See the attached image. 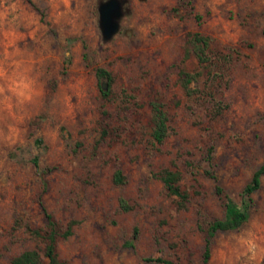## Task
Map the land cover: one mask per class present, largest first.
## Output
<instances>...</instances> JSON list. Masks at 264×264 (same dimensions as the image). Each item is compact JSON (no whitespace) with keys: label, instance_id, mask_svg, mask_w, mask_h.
Masks as SVG:
<instances>
[{"label":"rangeland","instance_id":"1","mask_svg":"<svg viewBox=\"0 0 264 264\" xmlns=\"http://www.w3.org/2000/svg\"><path fill=\"white\" fill-rule=\"evenodd\" d=\"M99 1L0 0V264L44 249L46 213L69 264H204L210 223L264 162V0H126L107 41ZM193 32L211 39L207 64ZM96 67L111 73L107 98ZM181 68L200 72L192 95ZM155 100L168 116L162 144ZM164 168L181 171L184 207ZM252 199L242 226L211 237L210 264H264V174Z\"/></svg>","mask_w":264,"mask_h":264},{"label":"trees","instance_id":"2","mask_svg":"<svg viewBox=\"0 0 264 264\" xmlns=\"http://www.w3.org/2000/svg\"><path fill=\"white\" fill-rule=\"evenodd\" d=\"M211 39L209 36L201 34L200 32H193L189 37V44L192 52L197 57L199 64H207L210 61V56L207 53L210 47ZM200 72L198 71H187L181 68L179 71V82L184 88L187 95H192L198 91L192 87V82L198 79ZM95 76L99 81V91L102 97L107 98L111 92L112 76L111 73L104 67L95 68ZM106 79V89L101 86V79ZM151 107V120L152 129L151 135L153 140L162 144L168 135V116L163 108V104L157 100L150 103ZM211 153L212 147L207 150V159L209 169L206 173L215 179V176L210 169L211 167ZM264 174V162L253 172L250 180L244 185L242 189V200L240 204L235 203L232 199L226 198L225 201V214L224 217L213 220L207 230V238L205 240L204 251H203V262L204 264H210V243L211 237L217 231H228L235 230L242 226L249 218L251 206L253 203L252 193L259 189L261 184V176ZM161 181L166 186L168 192L176 196L181 206H185L188 199V194L180 186V180L182 173L178 169L164 168L159 172ZM125 181V177L119 168L115 169L113 173V182L122 184ZM215 191L221 194L222 188L219 185L215 186ZM119 206L122 210L127 211L131 208L130 204L123 197L119 198ZM47 217V231L44 233L46 240L43 250L37 247L23 250L16 256H14L10 264H69L66 261H62L58 258L55 251L56 241V229L55 222L52 220L50 214L46 213ZM73 222H70L66 229L61 233V236L68 237L72 233ZM26 229L36 238H41L42 233L40 228H33L26 225ZM148 261H156L163 264H172L168 259L161 257L146 258Z\"/></svg>","mask_w":264,"mask_h":264},{"label":"water","instance_id":"3","mask_svg":"<svg viewBox=\"0 0 264 264\" xmlns=\"http://www.w3.org/2000/svg\"><path fill=\"white\" fill-rule=\"evenodd\" d=\"M126 0H100L98 2V22L103 41L111 39L120 28V19L124 14ZM101 86L106 89V79H101Z\"/></svg>","mask_w":264,"mask_h":264}]
</instances>
